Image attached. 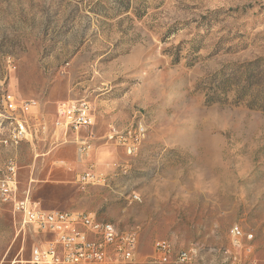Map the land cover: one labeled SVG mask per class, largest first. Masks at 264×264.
Instances as JSON below:
<instances>
[{"label": "rangeland", "instance_id": "1", "mask_svg": "<svg viewBox=\"0 0 264 264\" xmlns=\"http://www.w3.org/2000/svg\"><path fill=\"white\" fill-rule=\"evenodd\" d=\"M8 93L38 103L32 138L0 151L17 198L135 229L131 264H247L235 225L264 264V0H0V136ZM78 99L97 184L75 182L74 144L54 126ZM136 123L146 137L127 155L107 135ZM43 238L0 200V264H27Z\"/></svg>", "mask_w": 264, "mask_h": 264}, {"label": "built area", "instance_id": "2", "mask_svg": "<svg viewBox=\"0 0 264 264\" xmlns=\"http://www.w3.org/2000/svg\"><path fill=\"white\" fill-rule=\"evenodd\" d=\"M3 118L16 116L17 132L2 134L0 148L5 140H13L16 146L23 140L32 138L30 119L38 111V103L33 99H17L6 94L2 99ZM55 129L75 147V161L83 163L92 148L89 133L82 135L92 125L91 106L85 99L66 100L57 104ZM147 133L146 126L137 123L123 132H109L107 138L120 146L125 154L136 153V145L142 142ZM93 163H87L84 170L76 173L75 182L97 184L104 181ZM16 164L12 158L7 160L4 171L0 172V200L9 202L14 215L20 219L21 226L32 227L48 238L33 244L27 264H131L135 260L138 233L135 229L114 228L109 221H102L83 211L50 210L39 206L27 197L17 198ZM132 199L139 200L132 195ZM234 243L243 248L247 264H257L253 259L250 242L241 244L244 233L237 226L231 228ZM246 236V235H245ZM248 241L252 237H247ZM154 248L163 261L172 253L168 241L156 240ZM197 253L196 246L181 249L174 253L175 259L182 263L192 261Z\"/></svg>", "mask_w": 264, "mask_h": 264}, {"label": "bare ground", "instance_id": "3", "mask_svg": "<svg viewBox=\"0 0 264 264\" xmlns=\"http://www.w3.org/2000/svg\"><path fill=\"white\" fill-rule=\"evenodd\" d=\"M8 119L11 121V123H13V126L10 129H8L7 134H10L11 132H17L18 123H16V116H8ZM12 144H13V140H5V146L12 145ZM134 196H136V198H138L137 195H134ZM112 226H114V228H118L114 223H112ZM246 236L247 237H253V235L251 233L247 234Z\"/></svg>", "mask_w": 264, "mask_h": 264}, {"label": "crops", "instance_id": "4", "mask_svg": "<svg viewBox=\"0 0 264 264\" xmlns=\"http://www.w3.org/2000/svg\"><path fill=\"white\" fill-rule=\"evenodd\" d=\"M2 148V147H1ZM1 148H0V151H1ZM3 149V148H2ZM93 150V149H92ZM92 150H90V152L88 153V155H87V157H86V160H88V158H89V156H90V153L92 152ZM9 158H11V157H8L7 159H6V161L9 159ZM76 163H77V165H79L81 168V170H78L76 173H78V172H80V171H82V170H84L85 168H84V166L86 167V164L87 163H93L94 164V161H85V164L84 163H78L77 161H75ZM81 164V165H80ZM83 166V167H82Z\"/></svg>", "mask_w": 264, "mask_h": 264}]
</instances>
